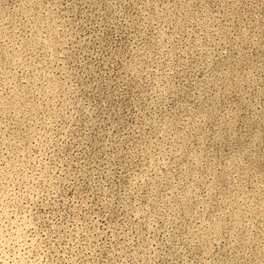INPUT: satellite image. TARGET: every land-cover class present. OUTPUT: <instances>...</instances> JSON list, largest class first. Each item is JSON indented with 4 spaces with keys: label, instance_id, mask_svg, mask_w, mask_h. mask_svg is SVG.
<instances>
[{
    "label": "rangeland",
    "instance_id": "obj_1",
    "mask_svg": "<svg viewBox=\"0 0 264 264\" xmlns=\"http://www.w3.org/2000/svg\"><path fill=\"white\" fill-rule=\"evenodd\" d=\"M0 264H264V0H0Z\"/></svg>",
    "mask_w": 264,
    "mask_h": 264
}]
</instances>
